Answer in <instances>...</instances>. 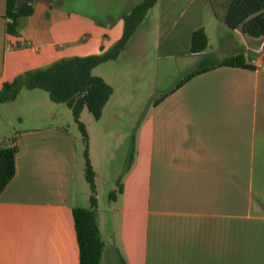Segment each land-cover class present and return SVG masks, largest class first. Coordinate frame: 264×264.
Returning a JSON list of instances; mask_svg holds the SVG:
<instances>
[{
  "label": "crops",
  "instance_id": "crops-1",
  "mask_svg": "<svg viewBox=\"0 0 264 264\" xmlns=\"http://www.w3.org/2000/svg\"><path fill=\"white\" fill-rule=\"evenodd\" d=\"M98 1L90 7L102 18L80 12L78 0H29L33 12L10 34L7 0H0V88L59 59L110 49L123 34V15L140 0ZM188 21L186 49L164 55L182 68L181 79L165 85L170 63L156 66L161 76L133 138L132 165L102 220L97 213L101 264H264L263 42L212 17L206 25L196 13ZM208 25L222 30L216 48L208 49ZM200 27L208 47L191 53ZM137 31L128 55L145 50ZM237 35L250 43L239 48ZM239 54L253 68L218 66ZM200 65L206 71L181 84ZM13 137L19 151L15 176L0 193V264H79L72 209L87 206L78 204L73 138L57 124Z\"/></svg>",
  "mask_w": 264,
  "mask_h": 264
},
{
  "label": "rangeland",
  "instance_id": "rangeland-1",
  "mask_svg": "<svg viewBox=\"0 0 264 264\" xmlns=\"http://www.w3.org/2000/svg\"><path fill=\"white\" fill-rule=\"evenodd\" d=\"M90 6V0H78L77 9L80 12L102 18L99 9ZM195 13L201 24H209L210 17L216 19L210 0H158L138 27L137 36L142 39L140 43L145 47L144 52L140 49L129 55H121L92 71L93 75L105 78L114 93L99 120L94 119L87 109L80 116L88 134L87 149L71 109L65 104L52 102L48 93L43 90L23 89L15 101L0 103V140L3 144H8L11 137L21 130L50 124L63 126L76 145L79 163L76 193L79 206H90L92 191L86 179V167L88 161L93 168L91 155L97 156L98 169L102 170L97 173L99 177L97 171L93 170L96 174L97 205L100 208L97 213L102 220L111 203L109 193L117 189V182L121 178L123 180L126 173L127 157L132 138L137 134V126L151 111L153 89L157 77L161 76L156 73V66L161 70L167 59L164 55L172 51L182 53L186 49L187 41L182 39L193 26L189 25L188 19ZM113 15L108 13L106 17L111 18ZM208 31L212 40L208 49L216 48L222 30L218 26L211 29L208 25ZM236 40L239 48L246 46L245 39L240 35L236 36ZM256 43L261 44V41ZM176 52L173 54H177ZM167 61L171 69L165 73V85L175 86L181 79L182 68L171 59Z\"/></svg>",
  "mask_w": 264,
  "mask_h": 264
},
{
  "label": "trees",
  "instance_id": "trees-1",
  "mask_svg": "<svg viewBox=\"0 0 264 264\" xmlns=\"http://www.w3.org/2000/svg\"><path fill=\"white\" fill-rule=\"evenodd\" d=\"M28 1L18 5V0H7L6 29L8 33L17 34L20 18L33 12ZM157 1L140 0L130 7L129 12L123 15V34L110 49L99 54L62 58L46 67L26 71L10 82H4L0 88V103L15 101L23 89L47 92L52 102L65 104L71 109L73 119L82 132L87 149L88 134L85 125L80 121V116L84 109H87L94 119L99 120L113 94L112 86L103 78L93 75L92 71L101 64L116 60L121 55H128L126 49L130 39ZM210 3L217 21L232 30L239 29L243 35L252 40L263 42L264 50V0H210ZM207 47L208 36L204 28L193 30L190 37V52L200 53ZM218 66L253 68L252 65L246 63L243 54L219 63ZM204 71L206 68L200 65L186 74L181 84ZM15 141L16 137H13L8 144L0 145V193L16 173L15 158L19 146ZM85 154L87 156V150ZM133 159L132 138L126 170L131 167ZM86 179L92 191L90 206L72 209L79 246V264H101L105 243L100 235L97 222L96 174L88 161ZM117 184L118 192H120L122 187L119 181ZM115 195L114 191H111L109 200H113ZM122 264H126L124 260Z\"/></svg>",
  "mask_w": 264,
  "mask_h": 264
}]
</instances>
